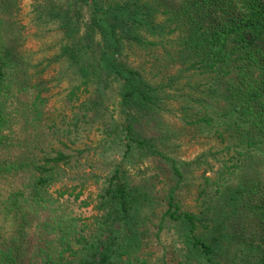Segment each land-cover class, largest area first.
<instances>
[{
    "label": "trees",
    "instance_id": "1",
    "mask_svg": "<svg viewBox=\"0 0 264 264\" xmlns=\"http://www.w3.org/2000/svg\"><path fill=\"white\" fill-rule=\"evenodd\" d=\"M21 2L0 0V264H143L139 218L162 176L160 222L181 243L170 264H264V0L35 1L71 42L61 57L120 84V153L152 165L147 181L118 168L99 178L91 224L54 191L74 156L52 145L49 88L30 76ZM144 53L149 68L134 60ZM183 79L192 90L178 96L174 135L218 124L235 139L215 175L204 171L198 211L181 192L192 163L163 151L149 127L174 111L166 89Z\"/></svg>",
    "mask_w": 264,
    "mask_h": 264
},
{
    "label": "rangeland",
    "instance_id": "2",
    "mask_svg": "<svg viewBox=\"0 0 264 264\" xmlns=\"http://www.w3.org/2000/svg\"><path fill=\"white\" fill-rule=\"evenodd\" d=\"M21 1V22L26 27V60L35 65L32 69L30 66V76L46 80L49 88V112L54 118V131H57L56 138L51 139L52 145L74 156L71 173L55 186L54 191L56 195L59 191L68 192L61 199L69 203L75 216L91 224L97 214L99 178L118 168L134 181H147L153 172L152 165L146 159H124L120 153V133L114 132L124 120L119 101L120 84L113 77L99 75L94 64L90 66L91 63L84 60L74 63L68 56L61 57L63 46L71 43L61 25L49 19L44 8L36 10V0ZM148 58L144 53L134 60L149 68ZM39 64L41 66L37 67ZM145 74L151 81L161 82L148 72ZM187 82L183 79L174 88L166 89L173 93L166 103L174 111H166L159 121L161 124L150 123L149 127L152 132L159 133L157 144L163 151L176 160L192 163L181 192L183 203L198 211V190L204 181V171L207 176L215 175L220 162L234 154L235 139L227 133L221 136L223 128L218 124L197 132L188 127L177 130L174 135L176 127H183L178 96L190 92ZM189 82L197 84L201 81L197 78ZM163 180L164 176L157 182V190H151L154 205L151 202L139 218L138 230L143 232V241L137 253L143 264H170L181 248L180 236L172 223L160 222L167 208L164 195L159 191L167 186Z\"/></svg>",
    "mask_w": 264,
    "mask_h": 264
}]
</instances>
